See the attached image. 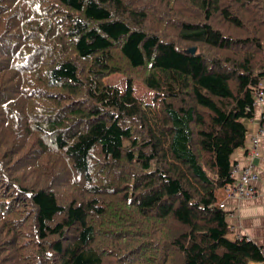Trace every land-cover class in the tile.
Segmentation results:
<instances>
[{
	"label": "trees",
	"instance_id": "obj_1",
	"mask_svg": "<svg viewBox=\"0 0 264 264\" xmlns=\"http://www.w3.org/2000/svg\"><path fill=\"white\" fill-rule=\"evenodd\" d=\"M262 80L264 0H0V264H264L216 204Z\"/></svg>",
	"mask_w": 264,
	"mask_h": 264
},
{
	"label": "crops",
	"instance_id": "obj_2",
	"mask_svg": "<svg viewBox=\"0 0 264 264\" xmlns=\"http://www.w3.org/2000/svg\"><path fill=\"white\" fill-rule=\"evenodd\" d=\"M264 87V80L261 81ZM247 135L244 146L232 155V161L238 168L252 165L258 172L255 183L256 193L248 198L229 196L221 189L220 202L232 227V235H244L256 244L264 247V98L254 105V115L245 121ZM257 137V154L252 153L254 138Z\"/></svg>",
	"mask_w": 264,
	"mask_h": 264
},
{
	"label": "built area",
	"instance_id": "obj_3",
	"mask_svg": "<svg viewBox=\"0 0 264 264\" xmlns=\"http://www.w3.org/2000/svg\"><path fill=\"white\" fill-rule=\"evenodd\" d=\"M264 98V87L260 83L259 89L255 92V102H261ZM252 148V153L254 155L257 154V137L254 138V143ZM264 164V158L262 159ZM231 176L233 178V182L231 185L226 186L224 189L226 190L229 196H237L238 198H248L256 193L255 183L258 180V172L252 166L249 165L247 167L238 168L237 164L232 166Z\"/></svg>",
	"mask_w": 264,
	"mask_h": 264
},
{
	"label": "rangeland",
	"instance_id": "obj_4",
	"mask_svg": "<svg viewBox=\"0 0 264 264\" xmlns=\"http://www.w3.org/2000/svg\"><path fill=\"white\" fill-rule=\"evenodd\" d=\"M126 75H127L126 73H125V76H124L123 73H113L106 80L108 82H111V83L115 84L118 88H121V90H122V89L125 88L126 83H127ZM133 79L134 80L132 81V84H133L134 89H135V92H134L135 96H137L138 98H140V97L143 96V97L146 98L147 101H150L151 96H152L153 93L150 90H147L144 87L145 84L143 83V81L141 79L134 78V77H133ZM128 80H129V78H128ZM231 187H233V185H231ZM221 189H224V188H221ZM221 189H219L217 191V194H216L217 195L216 204H218V202H220V195H221V191L220 190ZM232 237H235V235H232Z\"/></svg>",
	"mask_w": 264,
	"mask_h": 264
},
{
	"label": "water",
	"instance_id": "obj_5",
	"mask_svg": "<svg viewBox=\"0 0 264 264\" xmlns=\"http://www.w3.org/2000/svg\"><path fill=\"white\" fill-rule=\"evenodd\" d=\"M196 51L195 47H191L189 49H186V52L194 53Z\"/></svg>",
	"mask_w": 264,
	"mask_h": 264
}]
</instances>
